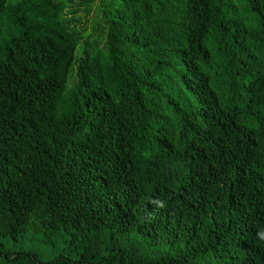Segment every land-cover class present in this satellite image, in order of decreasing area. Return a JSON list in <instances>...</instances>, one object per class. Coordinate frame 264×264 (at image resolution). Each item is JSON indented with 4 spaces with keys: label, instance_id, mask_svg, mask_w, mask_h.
Segmentation results:
<instances>
[{
    "label": "trees",
    "instance_id": "trees-1",
    "mask_svg": "<svg viewBox=\"0 0 264 264\" xmlns=\"http://www.w3.org/2000/svg\"><path fill=\"white\" fill-rule=\"evenodd\" d=\"M95 2L0 0L7 258L264 264V0Z\"/></svg>",
    "mask_w": 264,
    "mask_h": 264
},
{
    "label": "rangeland",
    "instance_id": "rangeland-1",
    "mask_svg": "<svg viewBox=\"0 0 264 264\" xmlns=\"http://www.w3.org/2000/svg\"><path fill=\"white\" fill-rule=\"evenodd\" d=\"M100 0H96L94 3V8L92 14L90 15L89 28L92 29V23L94 21V16L96 9ZM83 16V13H79ZM83 21L85 20L84 17ZM0 264H16L7 258L6 253L11 252L13 257L19 253L34 252L38 254L39 260L42 261H53L56 257L64 253L67 246V239L63 233L57 236L52 242H47L43 238V233L29 231L26 234L20 235L17 239L12 237H2L0 238ZM1 250L2 253H1Z\"/></svg>",
    "mask_w": 264,
    "mask_h": 264
}]
</instances>
